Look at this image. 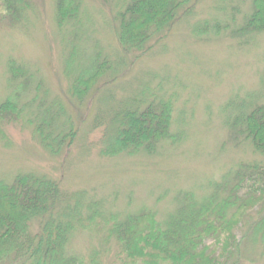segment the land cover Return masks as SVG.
<instances>
[{
    "label": "rangeland",
    "instance_id": "rangeland-1",
    "mask_svg": "<svg viewBox=\"0 0 264 264\" xmlns=\"http://www.w3.org/2000/svg\"><path fill=\"white\" fill-rule=\"evenodd\" d=\"M79 1L78 19L62 28L55 23V0H33L21 26L0 28V104L10 97L21 108L17 121L0 124V181L19 173L45 175L68 191L91 192L108 215L146 208L162 222L182 193L199 199L240 163H264L229 127L240 111L264 101V32L232 35L249 15L251 0H196L188 16L185 4L178 21L154 35L152 49L138 60L122 53L115 36L117 14L129 0ZM95 59L111 67L98 85L112 69L121 73L100 100L144 90L170 101L173 142L160 143L152 155L98 156L92 144L100 130L89 131L97 97L88 106L90 98L79 104L67 94L73 78L86 75ZM10 60L27 72L12 84L6 72ZM87 108L92 114H85ZM49 118L57 129L68 118L78 127L67 155L51 156L32 137L35 123ZM94 237L76 234L70 250L81 256L98 250ZM113 253L103 257L105 263Z\"/></svg>",
    "mask_w": 264,
    "mask_h": 264
},
{
    "label": "trees",
    "instance_id": "trees-1",
    "mask_svg": "<svg viewBox=\"0 0 264 264\" xmlns=\"http://www.w3.org/2000/svg\"><path fill=\"white\" fill-rule=\"evenodd\" d=\"M32 2L0 0V28L21 26ZM195 2L129 0L117 14L115 29L122 53L132 60L144 56L154 45L151 38L166 33L185 4L188 16ZM55 7L58 28L79 17V0H55ZM250 9L232 35L264 32V0H251ZM92 65L86 75L73 78L67 94L70 102L79 104L90 98L88 106L97 97L93 114L89 107L85 114L93 116L89 131L100 130L92 144L99 157L152 155L160 143L173 140L169 100H155L144 90L121 100L108 91L110 96L100 100L121 73L112 69L110 78L98 85L111 67L105 59H95ZM6 72L10 84L27 75L13 60ZM20 115L15 99L8 97L0 104L1 125ZM68 119L62 129L50 118L37 121L32 129L33 139L51 156L67 155L77 138L78 127ZM229 127L233 137L246 141L264 159V101L240 111ZM209 185L211 192L199 199L182 193L173 212L160 222L146 208L123 217L108 215L104 202L89 191H68L45 175L16 174L8 182L0 181V264H259L264 258V163H240ZM83 233L95 235L98 242V250L85 256L70 250L72 238ZM111 250L113 258L105 263L103 257Z\"/></svg>",
    "mask_w": 264,
    "mask_h": 264
}]
</instances>
